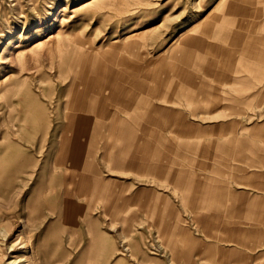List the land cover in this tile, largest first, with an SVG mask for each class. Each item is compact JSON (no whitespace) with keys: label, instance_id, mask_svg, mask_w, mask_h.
<instances>
[{"label":"rangeland","instance_id":"1","mask_svg":"<svg viewBox=\"0 0 264 264\" xmlns=\"http://www.w3.org/2000/svg\"><path fill=\"white\" fill-rule=\"evenodd\" d=\"M223 2L0 0V264H264V98L245 100L243 116L199 115L197 132L160 131L162 142L133 133L136 147L164 152L154 165L161 174L129 168L135 152L117 144L81 138L76 149L65 140L84 78L99 75L94 62L131 58L118 48L133 46L166 61L215 22ZM229 49L235 67L225 76L236 82L225 89L245 77L236 64L245 54ZM253 81L250 89L261 87ZM79 175L89 187L82 198ZM97 182L112 206L91 189ZM212 198L213 209L240 211L228 222L243 225L244 246L229 242L222 212L209 219Z\"/></svg>","mask_w":264,"mask_h":264},{"label":"crops","instance_id":"2","mask_svg":"<svg viewBox=\"0 0 264 264\" xmlns=\"http://www.w3.org/2000/svg\"><path fill=\"white\" fill-rule=\"evenodd\" d=\"M223 4L215 22L207 27L196 28L193 39L187 46L177 48L166 61L158 59L156 62H150L142 57L148 48L133 46L134 48H118L131 58L120 54L115 58V62H94V68L99 75L89 72V76L84 78L85 90L80 102L77 101L76 95L73 104L75 108L65 115L66 119H69L66 123V133H74V138L66 137V145L72 142L76 149H82L83 143L79 141L81 138H95V141L101 139L106 144H117L122 150L134 151V162L129 163V168H136L137 173L143 175L155 171L161 174L163 167L154 165L157 155L166 158L164 152L160 150L153 153L155 150L152 152L144 147H136L134 144L139 138L133 133L143 130L147 136L142 137V140L151 141L155 138L162 142L164 135L160 131L197 132L201 130V126L193 121L199 115L226 111L232 112V115L243 116L245 100L264 98V0H226ZM229 48H241L245 54V60L236 62L237 68L242 69L239 72L244 71L245 77L239 78L235 87L225 89L236 82L225 76V71L229 72L228 70L235 67L231 58L236 51ZM195 68H198L197 73L191 72ZM205 79L207 84L203 83ZM211 79L215 85H210ZM251 80L261 87L250 89ZM139 117L148 118L141 121ZM229 127L230 125H223L220 130L226 131ZM92 132H97L98 136L95 137ZM105 132L113 134L105 135ZM147 159L151 165L146 168L144 163ZM117 164L120 169H129L124 159L119 158ZM79 176L83 182L82 198L87 195L89 187L85 178ZM198 186L194 184L192 189L196 193L204 188L201 184ZM91 189L99 196L103 194L99 182ZM184 189L192 191L191 188ZM102 196L105 204L112 206L108 203L111 198ZM137 198H128L123 205L126 206L132 200L139 199ZM213 199L215 198L204 205L211 207ZM120 200L122 202L123 198ZM221 200L215 201L222 208L226 204H222ZM204 201L201 200L200 203ZM216 211L222 212L227 221L224 231L225 234L230 233L229 242L244 246L247 237L243 225L228 222L241 215L240 211L230 207L228 210L211 207L207 211L211 215L210 220L219 219L214 214ZM232 254L239 260L240 254L235 250Z\"/></svg>","mask_w":264,"mask_h":264},{"label":"bare ground","instance_id":"3","mask_svg":"<svg viewBox=\"0 0 264 264\" xmlns=\"http://www.w3.org/2000/svg\"><path fill=\"white\" fill-rule=\"evenodd\" d=\"M56 20H57V19H56ZM72 207H73V206L71 205L69 209H71ZM14 245H15V244H14ZM125 251H128V250L126 249ZM25 260H26V258H25ZM25 260H24V261H25ZM15 261H16V260H15Z\"/></svg>","mask_w":264,"mask_h":264}]
</instances>
